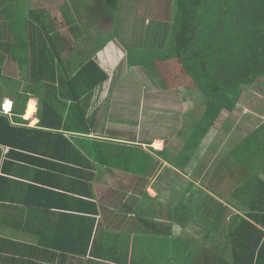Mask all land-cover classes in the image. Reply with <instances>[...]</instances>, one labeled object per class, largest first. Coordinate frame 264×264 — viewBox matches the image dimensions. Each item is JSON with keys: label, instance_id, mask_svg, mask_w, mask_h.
<instances>
[{"label": "crops", "instance_id": "1", "mask_svg": "<svg viewBox=\"0 0 264 264\" xmlns=\"http://www.w3.org/2000/svg\"><path fill=\"white\" fill-rule=\"evenodd\" d=\"M119 1V19L143 17L144 7L157 14L155 5L145 6L143 0ZM103 4L104 0H0V106L5 114L11 118L17 93H28L22 120L32 129L39 124L45 83L35 85V68H31L33 55L27 46L30 12L36 11L40 20L56 24L71 43L67 50L62 49L57 71L73 76L80 67L74 54L82 57L86 52L80 42L96 37L85 23L102 18L92 9ZM89 49H94V43ZM89 54L106 72L110 70L103 60L118 65L126 59L113 40ZM129 66L126 70L137 72L141 63ZM122 79L111 84L115 87L110 95L120 99L114 101L116 104L132 105L133 109L120 111L105 99V89L101 97L97 92L84 107L87 121L95 122L93 132L86 137L116 144L134 139L145 142L144 149L159 159L157 170L144 176L94 160L80 162L72 151L61 147L63 142L51 151L59 152L57 157H32L22 162L9 159L8 165L9 149L4 150L0 178L7 182L0 187V264H232L235 260L231 218L255 215L256 206L264 204L259 182L264 183V151L252 152L251 142L245 152L236 148L254 135L264 139V127L260 128L264 111L251 109L257 102L244 95L236 112L222 110L211 124L203 115L204 100L198 96L191 108L189 102L177 108L165 103L167 120L160 127V113L145 107L144 96L115 93L131 88L132 82L125 84ZM35 86L39 95L33 91ZM257 88L264 91V87ZM150 99L155 106L160 103L156 96ZM168 108L173 112L169 114ZM223 112L229 115L223 116ZM145 113L153 114L156 120L145 118ZM235 113L245 135L237 147L225 149L232 139L228 123ZM64 115L65 120L68 114ZM252 115L261 116L258 127L252 128ZM66 135L75 137L73 133ZM193 135L199 139L195 141ZM191 140L193 145L186 146ZM162 152L168 159L160 157ZM84 166L87 175L81 176Z\"/></svg>", "mask_w": 264, "mask_h": 264}, {"label": "trees", "instance_id": "2", "mask_svg": "<svg viewBox=\"0 0 264 264\" xmlns=\"http://www.w3.org/2000/svg\"><path fill=\"white\" fill-rule=\"evenodd\" d=\"M119 5V0H104V7L92 9L96 13L103 9L101 16L104 17L98 23L87 22L96 33L94 49L102 50L113 40L126 53L127 60L143 52L160 53L155 57L157 61L153 68L137 71V80L131 83L126 95L145 97L146 83L140 80L143 77H139L144 72L155 75L148 80L166 91H180L185 79L189 80L193 86H188L198 89L204 97L203 115L212 124L222 110L233 112L245 88L264 87V84L260 85L264 83V0H169L171 6L166 9L173 10L171 22L156 18L158 14L150 7L143 17L119 19L118 14L122 11ZM146 5H152V2ZM160 8L164 12V7ZM167 12L163 18L167 17ZM38 15L40 13L36 11L30 12L31 34H28L27 46L33 55L31 68L32 71L35 68V85L41 81L45 83L44 96L39 101V124L32 129L22 120L28 93L16 94L11 118L0 106V163L7 149L6 165L9 159L22 162L25 158L57 157L59 152L51 151L63 142L61 147L72 151L80 162L94 160L107 167L144 176L156 171L159 159L151 150L144 149L145 142L134 139L132 143L116 144L86 137L93 132L95 122L87 121L84 107L97 92L100 96L110 81V74L101 68L95 57H89L84 51L82 58L85 61L80 63L75 75L58 72L62 49L67 50L71 43L58 32L56 24L40 20ZM172 63H175L174 67H171ZM126 67L130 66L126 64ZM37 90V87L33 89L39 95ZM60 99L71 102V105ZM65 113L68 115L64 120ZM70 133L75 137L68 138L66 134ZM193 138L195 141L199 139L194 135ZM190 145H193L192 140L186 146ZM108 146L111 147L109 151ZM250 147L252 152H263L264 139L259 146ZM159 155L168 159L163 152ZM84 168L81 167V176L87 175ZM4 182L7 180L1 177L0 187ZM259 182L263 195L264 183ZM255 209V215L230 220L231 234L236 236L232 240L235 256L232 264H264V204ZM226 210L229 209L224 208Z\"/></svg>", "mask_w": 264, "mask_h": 264}, {"label": "rangeland", "instance_id": "3", "mask_svg": "<svg viewBox=\"0 0 264 264\" xmlns=\"http://www.w3.org/2000/svg\"><path fill=\"white\" fill-rule=\"evenodd\" d=\"M129 2V1H127ZM144 2V5L148 2V0H143ZM152 4H155V7L154 9H156L157 11V14L160 15L156 18H159V17H162V20L161 21H164L165 19L168 20V22H171L172 20V17H173V10H171L172 8L170 9H166L167 6H171L169 5V0H151ZM159 6V7H158ZM160 7H164V12L161 10ZM169 11L167 12L168 15L167 17L163 18L164 15L166 14V11ZM101 11L102 9L99 11V13L97 14L98 16H101ZM147 12V8L144 7V15L146 14ZM163 12V14H162ZM139 14H140V11H139ZM162 14V15H161ZM99 19L97 21L100 22L101 20H103L102 18H97ZM149 19V18H148ZM84 20V19H83ZM151 21V20H149ZM88 21H86L85 24L88 25L87 23ZM147 23V21H146ZM81 43V42H80ZM82 45L85 47L86 49V53L89 55V57H91V55L89 53H92L94 52V49H92V51L90 52V47H93V40L89 41L88 43H81V47ZM143 53H146L145 56L143 55ZM142 54L140 55H133L132 57L129 58V60H126L125 61V58H121V63H119L118 65H114L113 63L111 62H107L106 60H103V62H105L106 64H108L107 68L110 70L108 73L110 74V81L111 83L108 84L107 87H105V99L109 102H112L114 104V108L116 107L118 110H123L124 108L127 109V107L132 110L133 107L132 105H129V106H126L127 104H123V103H120L118 102L117 104L114 102L116 99L117 100H120L116 97H114L113 95H110V93L112 92V89L115 87H111V84H114L115 82H118L119 79L123 78L121 81L123 82H133L135 80H137V72H134V71H129L128 69V72H125L126 70V65H130V64H133V63H141V70H144L149 67L153 68L156 64L155 62L157 61V59H155L156 55L158 56V53L159 52H156V51H149V52H143ZM150 53V54H149ZM153 54V56H152ZM160 54V53H159ZM74 60L76 63H83L85 60H83V58L81 56L78 55V53H75L74 56H73ZM109 60H111V58H109ZM161 60V59H160ZM175 66V63L173 64L172 63V66L171 67H174ZM126 70V71H127ZM143 76H139L141 78L140 80H145V83H146V86H145V99H144V103L145 104V107L149 110H152V109H155L156 111H158L161 115V120H162V125L160 127L163 126V120H167V119H164L165 118V108H166V104L165 103H169V104H172L174 105L176 108L179 107V106H182V104H184L185 102L189 104H187L188 106H193L194 104H197V98L199 96V100L202 101L204 99V97L202 96L201 92L196 89V88H190L188 85L190 84L191 86L192 83L191 81L189 80H186L185 79V83H184V87L183 89H181L180 91H166V89H161V88H158L155 84H153V82L151 80H148L150 79L151 76H155V75H149L146 74V72L144 73H141ZM159 78H157L158 80ZM262 82V81H261ZM246 91L243 93V96L245 95L246 97L244 98H252L253 102H257L256 106H251V109H255L256 112L258 113H261L264 111V91H262L260 88H257V87H250V89H247L245 88ZM130 90V89H129ZM124 92H128V90L126 88L122 89L120 92L115 91L116 94L118 95H123ZM200 94V95H199ZM153 96H156L158 98V101L160 103H157L156 106L153 104V100L150 99V98H153ZM150 99V100H149ZM240 103V102H239ZM133 104V103H132ZM192 104V105H191ZM239 105V104H238ZM134 106V104H133ZM186 106V104H184V107ZM236 110H238V106L233 110V112H236ZM155 111V113L157 114V112ZM188 111V109H187ZM173 112V108H168V113H172ZM229 115L228 113L226 112H223V116L224 115ZM236 114H233L230 118V123H228V128L229 130L232 129V139L230 140V142L228 144H225V149H228L230 147H237L239 145V141L240 139H243L242 137H244L245 133H243L241 131L240 128L241 125L240 123L237 122V118H236ZM245 116H246V119H249V115H247V113H245ZM145 118H153L154 120H156L155 116L153 114H146L145 113ZM236 118V119H234ZM251 120H252V128H255V127H258V125H260V122L262 121V118L260 115H252L251 116ZM148 123H151V122H147ZM245 126V125H244ZM226 126L222 128V131L221 133L223 134V130H225ZM155 130V129H153ZM156 131L160 132L162 131L161 128H157ZM203 137V134L201 135V138ZM251 141V146L254 145V146H259L260 143H261V140L259 139L258 135H254L251 140H249L248 142H245L244 144L240 145L239 147H237L236 151L238 152H245L247 151L246 147L249 146V143ZM239 171H240V167H239Z\"/></svg>", "mask_w": 264, "mask_h": 264}, {"label": "bare ground", "instance_id": "4", "mask_svg": "<svg viewBox=\"0 0 264 264\" xmlns=\"http://www.w3.org/2000/svg\"><path fill=\"white\" fill-rule=\"evenodd\" d=\"M8 109L10 108V104H8V106H6ZM31 107V106H30ZM7 108H5L7 110Z\"/></svg>", "mask_w": 264, "mask_h": 264}]
</instances>
